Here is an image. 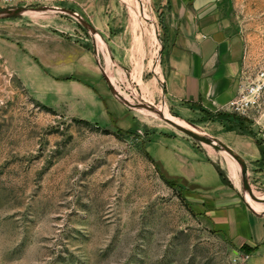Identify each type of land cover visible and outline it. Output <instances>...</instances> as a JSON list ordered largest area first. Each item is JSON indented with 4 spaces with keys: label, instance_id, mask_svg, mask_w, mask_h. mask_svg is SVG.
Masks as SVG:
<instances>
[{
    "label": "rangeland",
    "instance_id": "obj_1",
    "mask_svg": "<svg viewBox=\"0 0 264 264\" xmlns=\"http://www.w3.org/2000/svg\"><path fill=\"white\" fill-rule=\"evenodd\" d=\"M16 2L23 14L0 17V264H253L194 214L183 187L164 182L145 145L157 135L183 136L217 154L219 164L227 162L232 178L231 156L199 138H216L221 129L260 138L252 128L264 131V96L246 115L224 109L213 118L201 110L192 119L154 99L141 78L152 77L143 63L160 60L164 48L165 0ZM223 4L243 40L242 75L251 82L264 72V0ZM44 35L98 52L114 88L136 106L129 109L136 127L119 128L115 118L110 128L71 118L37 100L17 72L28 55L26 39ZM246 166L250 189L261 200L244 190L240 167L236 185L252 208L249 199L262 208L253 210L264 213V178Z\"/></svg>",
    "mask_w": 264,
    "mask_h": 264
},
{
    "label": "crops",
    "instance_id": "obj_2",
    "mask_svg": "<svg viewBox=\"0 0 264 264\" xmlns=\"http://www.w3.org/2000/svg\"><path fill=\"white\" fill-rule=\"evenodd\" d=\"M164 48L160 60L143 67L152 77L141 82L182 119L199 117L201 110L218 112L236 98L244 64V43L228 23L223 0H165ZM28 55L18 65V75L41 103L71 118L103 123L110 128L136 127L130 108L110 91L95 51L56 36L26 39ZM117 125V127H118ZM260 138L221 129L216 138L264 178V131L253 126ZM260 131V132H259ZM149 161L169 180L183 187L184 197L196 216L240 251L253 264H264V213L253 210L231 178L227 162L183 136L157 135L145 145ZM220 169L230 185L224 183ZM243 253V252H242Z\"/></svg>",
    "mask_w": 264,
    "mask_h": 264
},
{
    "label": "built area",
    "instance_id": "obj_3",
    "mask_svg": "<svg viewBox=\"0 0 264 264\" xmlns=\"http://www.w3.org/2000/svg\"><path fill=\"white\" fill-rule=\"evenodd\" d=\"M17 7L16 0H0V11H12ZM249 79L246 75H241L238 94L226 106L227 112L246 115L260 102L264 96V72H259L251 82H249Z\"/></svg>",
    "mask_w": 264,
    "mask_h": 264
},
{
    "label": "water",
    "instance_id": "obj_4",
    "mask_svg": "<svg viewBox=\"0 0 264 264\" xmlns=\"http://www.w3.org/2000/svg\"><path fill=\"white\" fill-rule=\"evenodd\" d=\"M43 9L45 8H39V11H42ZM51 11H60L59 9L57 8H50ZM23 12V9H15V10H12V11H0V17H8V18H15L19 15H21ZM73 15L78 18L81 22L85 23V21L76 13H73ZM96 55H98V52H96ZM99 67H100V71L111 91V93L116 97L118 98L121 102H123L126 106H128L129 108H135L136 106H134L133 104H130L121 94H119L117 92V90L114 88V86L112 85V83L110 82L106 72H105V69L100 66L99 64ZM145 109L151 111V112H154L164 118H166L164 112H162L161 110H157V109H154L152 107H149V106H145ZM168 119V118H166ZM173 123V122H172ZM175 126L183 129L184 131H186L184 128L174 124ZM199 139H202V141L206 142L209 144V142L206 140V139H209V138H199ZM212 142H215L217 143V146H221V148L223 150H225L234 160H236V162L239 164L240 168H241V171H242V180H243V187H244V190L246 192H248L251 197L255 200V201H260L261 199L257 198L256 196H254L253 192L251 191L250 189V186L248 184V180L246 178V175H247V166H246V163L244 162V160L238 156L237 154H235L233 151H231L228 147H226L225 145L219 143L218 141L216 142L215 139H210ZM210 145V144H209ZM214 147H216V145H212Z\"/></svg>",
    "mask_w": 264,
    "mask_h": 264
},
{
    "label": "bare ground",
    "instance_id": "obj_5",
    "mask_svg": "<svg viewBox=\"0 0 264 264\" xmlns=\"http://www.w3.org/2000/svg\"><path fill=\"white\" fill-rule=\"evenodd\" d=\"M24 12H22V14H23ZM111 60H108V62H110ZM98 64H100V61H99V58H98ZM105 72L107 73V75H108V77H109V79H111V81H112V76H111V74L110 73H108V69H106L105 70ZM126 99V98H125ZM127 100V99H126ZM145 110H147V109H145ZM160 110V109H159ZM149 111V110H148ZM162 112H164V114H165V116H166V118H168L169 119V114L167 113V112H165V111H163V110H161ZM151 112V111H150ZM152 113H154V112H152ZM156 114V113H155ZM172 122H173V124H176V125H178V126H180V127H182V128H184L185 130L186 129H189V128H186L187 126L185 125V124H183V123H181V125L175 120V119H173L172 120ZM185 126V127H184ZM191 130V129H190ZM193 131V130H192ZM193 132H195L196 134H199L198 132H196V131H193ZM203 138H206V137H203ZM208 142H209V144L210 145H216L217 146V143H215V142H212L210 139H206ZM228 154V153H227ZM229 155V154H228ZM232 158V157H231ZM233 159V158H232ZM231 160V159H230ZM234 160V159H233ZM231 161V164H232V166L230 167V172H231V175H232V178L234 179V181H235V183L237 184L238 183V175L239 174H237V170H238V168L240 167L239 166V164L236 162V160H234V161ZM248 195H249V197L250 198H252L251 197V195L248 193V192H246ZM252 200H254L253 198H252ZM249 201L251 202V204H252V206H253V208L255 209V210H257V209H262V208H260V205L259 204H257V203H254V202H252L250 199H249Z\"/></svg>",
    "mask_w": 264,
    "mask_h": 264
},
{
    "label": "trees",
    "instance_id": "obj_6",
    "mask_svg": "<svg viewBox=\"0 0 264 264\" xmlns=\"http://www.w3.org/2000/svg\"><path fill=\"white\" fill-rule=\"evenodd\" d=\"M208 115H210V116L213 117V118H216L217 116L222 115V113H219V114H218V113L209 112ZM257 144H258V146H259L260 148H263V146H264V143H263V142H257ZM262 155H263V157H264V149H262ZM154 166H156V165L154 164ZM218 172H219L220 176L222 177L224 183L230 185V183H229L228 179L226 178L225 174H224L220 169H218ZM160 176H161V178L164 180V182H165L166 184H168L169 186H173V185H174L175 182L169 180V179H168L163 173H160ZM240 251L243 252V253L246 254V255H250V254H252L253 252L256 251V248L253 249V248H249L248 246H243V247L240 249Z\"/></svg>",
    "mask_w": 264,
    "mask_h": 264
}]
</instances>
